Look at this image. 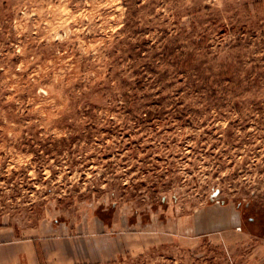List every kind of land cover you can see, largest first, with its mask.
Returning <instances> with one entry per match:
<instances>
[{"label": "rangeland", "instance_id": "374dc122", "mask_svg": "<svg viewBox=\"0 0 264 264\" xmlns=\"http://www.w3.org/2000/svg\"><path fill=\"white\" fill-rule=\"evenodd\" d=\"M248 202L264 0H0V264H264Z\"/></svg>", "mask_w": 264, "mask_h": 264}, {"label": "flooded vegetation", "instance_id": "af4514ba", "mask_svg": "<svg viewBox=\"0 0 264 264\" xmlns=\"http://www.w3.org/2000/svg\"><path fill=\"white\" fill-rule=\"evenodd\" d=\"M251 205L250 203L244 204V212L248 211V213H252V215H249L247 218L249 221L254 222L255 224H260V226L264 227V211L262 210H253L251 211ZM243 212V214H245Z\"/></svg>", "mask_w": 264, "mask_h": 264}]
</instances>
